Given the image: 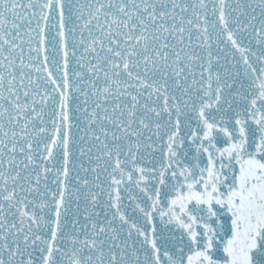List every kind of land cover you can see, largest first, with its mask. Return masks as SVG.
I'll return each mask as SVG.
<instances>
[{"label":"snow or ice","instance_id":"1","mask_svg":"<svg viewBox=\"0 0 264 264\" xmlns=\"http://www.w3.org/2000/svg\"><path fill=\"white\" fill-rule=\"evenodd\" d=\"M0 264H264V0H0Z\"/></svg>","mask_w":264,"mask_h":264}]
</instances>
